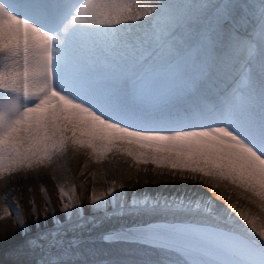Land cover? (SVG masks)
<instances>
[{
  "label": "snow or ice",
  "instance_id": "6c2138e0",
  "mask_svg": "<svg viewBox=\"0 0 264 264\" xmlns=\"http://www.w3.org/2000/svg\"><path fill=\"white\" fill-rule=\"evenodd\" d=\"M69 151L224 182L255 211L133 200L132 213L190 219L110 233L147 249L97 259L75 235V187L58 185L64 218L45 197L53 227L35 235V201L29 225L3 198L0 221L24 237L14 264H264V0H0V180ZM117 195L113 182L89 205Z\"/></svg>",
  "mask_w": 264,
  "mask_h": 264
},
{
  "label": "bare ground",
  "instance_id": "6f19581e",
  "mask_svg": "<svg viewBox=\"0 0 264 264\" xmlns=\"http://www.w3.org/2000/svg\"><path fill=\"white\" fill-rule=\"evenodd\" d=\"M183 175L187 178L182 179L178 172L173 176L170 170L156 168L151 164L137 167L129 157L122 154H110L107 160L96 163L83 152L69 151L55 159L48 167L27 172L20 171L0 180V214H3L5 207L3 198H6L7 205L11 207L13 213L16 212L19 204V211L27 223L32 225L33 217L29 201L34 200L37 209L40 210L41 223L31 228L28 234L35 235L37 232L47 231L53 227V221L51 216L47 222L44 221L42 209L45 197L55 210L58 221H62L64 214L60 211L57 186L59 185L69 194L75 187V195L79 198L82 208V214L73 217V221L79 224L75 235L81 239L86 251L96 253L97 259L115 260L142 252L147 246L124 240H105L104 236L150 221L180 222L190 219L182 215L132 213L130 208L133 206V200L210 198L218 208L225 211H230L228 209L230 203L235 204L238 210L255 211L246 200L238 199V190L227 183L206 181L204 178L187 173ZM113 182L118 192H122V195L115 197L116 203L110 202L106 208L100 210L90 206L89 196L93 192L96 194L106 192ZM213 184L216 185L214 190ZM120 185H123L122 190L119 188ZM41 187L44 188L43 193L40 191ZM29 188L31 192L28 191ZM23 239L14 218L0 221V264H14L19 259L13 253Z\"/></svg>",
  "mask_w": 264,
  "mask_h": 264
}]
</instances>
